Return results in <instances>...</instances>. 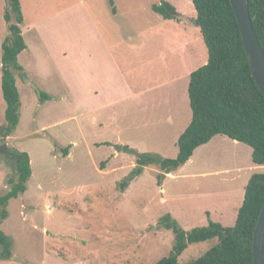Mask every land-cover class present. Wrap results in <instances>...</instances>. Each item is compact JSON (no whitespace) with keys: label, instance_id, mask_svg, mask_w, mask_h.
Here are the masks:
<instances>
[{"label":"rangeland","instance_id":"obj_1","mask_svg":"<svg viewBox=\"0 0 264 264\" xmlns=\"http://www.w3.org/2000/svg\"><path fill=\"white\" fill-rule=\"evenodd\" d=\"M74 1L20 0L21 30L29 49L18 55V62L26 80L15 73L20 116L12 135L0 138V195L12 174L2 144L27 152L32 173L24 193L9 201L8 215L0 223L12 251V258L0 259V264H156L170 255L174 243V233L158 226L163 215L170 214L185 230L209 222L230 227L250 175L264 172V165L252 162L247 144L216 135L172 172L145 166L120 191L118 183L129 177L135 154L116 146L174 158L178 137L191 120L189 77L170 80L184 71L170 50L175 44L170 33L177 30L178 40L181 34L179 28L166 30L168 34L151 29L149 5L140 19L131 17L133 24L147 29L142 38L130 41L142 42L141 47H129L127 41L126 48L114 49L127 84L138 91L123 96L105 89L107 82L98 73L90 74V64L79 66L76 48L51 47L86 38L78 15L70 9L61 17L51 11L64 3L74 6ZM5 8L6 0H0V124L5 109ZM129 15L117 13L111 19L117 37L129 31ZM194 53L187 65L193 70L207 60L202 39ZM40 92L50 98L41 100ZM217 241L189 244L178 261L201 256Z\"/></svg>","mask_w":264,"mask_h":264},{"label":"trees","instance_id":"obj_2","mask_svg":"<svg viewBox=\"0 0 264 264\" xmlns=\"http://www.w3.org/2000/svg\"><path fill=\"white\" fill-rule=\"evenodd\" d=\"M196 16L193 23L200 29L208 56L205 64L189 75L188 98L191 120L177 140L178 153L174 158L152 152H134L126 146H116L135 154V166L129 177L118 183L124 191L129 181L143 168L156 165L168 174L184 164L196 148L216 135L247 144L254 164L264 165V96L251 73L242 43L239 25L230 0H191ZM152 9L164 18L179 19L174 6L161 1ZM253 27L264 54V0H249ZM7 35L1 43V92L5 104L0 138L12 135L19 122L20 97L15 73L26 80L18 55L27 48L21 25L23 13L20 0H6L3 14ZM41 100L50 96L40 92ZM56 147H58L56 145ZM66 155L68 148L61 149ZM12 174L7 178V190L0 195V223L7 215V206L27 188L31 176L27 152L11 149ZM104 162H101L103 166ZM162 177V175L160 176ZM264 203V172L252 173L244 189L242 203L232 226L209 222L206 226L183 229L170 215L159 219L158 226L174 233L171 253L156 264H253V232ZM217 238V243L201 256L181 263L180 253L192 243ZM11 243L0 229V259H11Z\"/></svg>","mask_w":264,"mask_h":264},{"label":"crops","instance_id":"obj_3","mask_svg":"<svg viewBox=\"0 0 264 264\" xmlns=\"http://www.w3.org/2000/svg\"><path fill=\"white\" fill-rule=\"evenodd\" d=\"M161 1L169 2L174 6L179 19L164 18L159 13L152 9V4L160 3ZM54 2V1H53ZM75 5L60 4L53 7L51 11H57L60 13L65 9H70L71 12L80 18L82 22V33H86L85 39H79L77 43H53L51 47L57 49H69L74 47L77 50V57L79 56V66H87L90 64V74L94 75L98 73L99 76L107 82V88L122 92L123 96L130 93L135 95L137 90H133L126 81V74L121 68L114 54V49H124L125 43L134 42L135 39L142 38L140 34L146 31L147 28L140 27V25L133 24L131 17L134 19H140L141 15H145L147 5L153 11V22L149 23L150 28H158L160 32L168 34L166 30L170 28H179L181 36H177V30L173 35V41L175 44L170 50L178 55V62L183 67L184 71L181 74H175L170 80L178 81L181 76H188L193 71L192 68H188L187 65L194 58V48L197 43L200 44L202 35L200 29L193 23L196 12L194 10L191 0H76L73 2ZM54 5V4H53ZM73 6V7H72ZM125 12L127 16L126 24L130 26L129 31L121 37L114 35V29L111 27V19L116 16L117 13L123 14ZM67 14V13H66ZM184 39V40H183ZM187 40V41H186ZM203 40V39H202ZM142 41V40H141ZM57 45V46H56ZM143 44H131L129 47L138 48ZM26 49H29L27 46ZM160 52H163L160 51ZM120 55L119 57H121ZM162 60V59H160ZM207 61V60H206ZM204 62V64L206 63ZM20 64V63H19ZM95 69H92V65ZM203 65V64H202ZM178 67V66H177ZM187 67V68H186ZM195 70V69H194ZM165 82V81H163ZM96 90V89H95ZM233 142H237L233 140ZM8 147V146H7ZM9 148V147H8Z\"/></svg>","mask_w":264,"mask_h":264},{"label":"water","instance_id":"obj_4","mask_svg":"<svg viewBox=\"0 0 264 264\" xmlns=\"http://www.w3.org/2000/svg\"><path fill=\"white\" fill-rule=\"evenodd\" d=\"M230 3L239 25L251 73L264 96V54L253 27L249 0H230ZM1 146L7 148L6 144ZM252 260L253 264H264V203L253 232Z\"/></svg>","mask_w":264,"mask_h":264},{"label":"flooded vegetation","instance_id":"obj_5","mask_svg":"<svg viewBox=\"0 0 264 264\" xmlns=\"http://www.w3.org/2000/svg\"><path fill=\"white\" fill-rule=\"evenodd\" d=\"M1 149H2V151L5 153V155L7 157H11V149H9V148H3L2 146H1Z\"/></svg>","mask_w":264,"mask_h":264}]
</instances>
